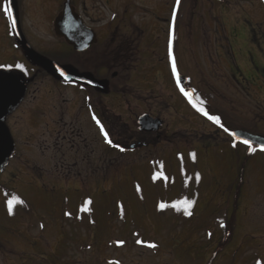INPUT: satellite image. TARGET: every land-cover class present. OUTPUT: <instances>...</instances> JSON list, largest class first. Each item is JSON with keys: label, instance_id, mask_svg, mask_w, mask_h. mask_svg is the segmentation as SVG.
<instances>
[{"label": "flooded vegetation", "instance_id": "1", "mask_svg": "<svg viewBox=\"0 0 264 264\" xmlns=\"http://www.w3.org/2000/svg\"><path fill=\"white\" fill-rule=\"evenodd\" d=\"M3 6L11 9V19ZM175 6L176 0H0V71L17 76L25 88L21 102L3 117L15 149L0 173V206L18 194L23 173L30 181L42 177L55 188L80 190L97 187L100 175L112 174H106L110 165L127 163L125 156L140 158L149 148V157L173 126L170 101L187 112L192 142L195 131L207 130L200 135L202 150L233 143L248 157L261 152H250L196 109L219 115L231 131L264 136V0H181L170 56ZM32 52L72 67L75 75L54 76ZM173 57L183 76L180 87L190 97L176 84ZM244 94L253 111L242 112ZM93 115L125 151L104 141ZM143 118H150L152 130L143 128ZM141 159L134 166L146 167ZM117 165L121 173L125 166ZM134 166H126L128 176Z\"/></svg>", "mask_w": 264, "mask_h": 264}, {"label": "rangeland", "instance_id": "2", "mask_svg": "<svg viewBox=\"0 0 264 264\" xmlns=\"http://www.w3.org/2000/svg\"><path fill=\"white\" fill-rule=\"evenodd\" d=\"M170 103L173 126L158 149L110 165L106 174H112L100 175L97 187L55 188L42 177L19 175L16 190L24 203L14 204L11 214L8 202L0 206V264H264V153L248 157L233 143L202 150L199 139L207 130L195 131L192 142L187 112ZM240 103L242 112L253 111L245 94ZM140 159L146 167L134 166ZM116 165L125 166L121 173ZM185 199L195 202L191 216L179 203Z\"/></svg>", "mask_w": 264, "mask_h": 264}, {"label": "water", "instance_id": "3", "mask_svg": "<svg viewBox=\"0 0 264 264\" xmlns=\"http://www.w3.org/2000/svg\"><path fill=\"white\" fill-rule=\"evenodd\" d=\"M177 14L178 11L176 13V17ZM67 15L68 12L64 17H61V21ZM57 22H60V18L57 20ZM172 35H173V20H172L171 36ZM60 36L65 37L70 44H75V42H73V40L69 35L62 34ZM174 46H175V42L174 39H172L171 52H173ZM32 53L35 55L34 59L40 61V63L43 64L44 68H46L54 76L65 78L75 75V70L72 67L59 66L34 52ZM61 73H63V75H61ZM179 75L180 78L183 77L180 73ZM180 85L182 86V84ZM24 91H25L24 85L17 76L0 71V172L8 164V161L13 155L15 149L12 135L10 133L9 128L3 122V117L6 116L8 113H10L21 102L24 95ZM152 123L153 122L150 120V118L142 119V126L144 129L152 130L154 128L152 127L153 126ZM161 124L162 121L158 120V124L155 125L156 126L155 128L159 129ZM235 132L237 133V137L234 139L238 142L242 143V140L247 139L252 142L253 148L258 150H260L261 145H264V136L254 135L241 130H236Z\"/></svg>", "mask_w": 264, "mask_h": 264}, {"label": "snow or ice", "instance_id": "4", "mask_svg": "<svg viewBox=\"0 0 264 264\" xmlns=\"http://www.w3.org/2000/svg\"><path fill=\"white\" fill-rule=\"evenodd\" d=\"M180 3H181V0H176V6L174 7L173 9V13H172V19H173V35L171 36L170 40H169V55L171 56L172 53H171V43H172V39H174V22H175V18H176V13L178 11V8L180 6ZM3 11L5 13V15L8 17V18H12V11L9 7L7 6H3ZM13 26H15V20H13ZM16 68H20L22 69V66L21 65H16ZM23 70V69H22ZM171 70H172V73L174 76H176V84L178 87H180V81H181V78H180V75L177 71V66H176V62H175V58L173 57L172 58V64H171ZM61 75H63V73H61ZM180 91L185 95V96H191L192 94L188 91L185 90L184 87H180ZM201 103H203V101H201ZM195 107V105H194ZM202 116H204L208 121L212 122L213 124L217 125L219 128H221L225 133H228L230 136H232L233 138H236L237 137V133L235 131H231L228 127H226L223 123H222V120H221V117L219 115H215V114H210L208 110H206V108L204 107H197L196 109ZM92 119L95 121V123L99 126V130H100V133L103 135L104 137V141L110 145V146H113V147H116L119 149V151L123 152L125 151V148L122 147L121 145L119 144H114L112 139L109 138V133L105 130V127L104 125L101 123V121L99 119H97V117L95 115H93ZM242 143L244 145L247 146L248 150L250 152H253L255 151V149L253 148V145H252V142L247 140V139H244L242 140ZM233 147H235L236 145L233 144L232 145ZM260 151L261 152H264V145H261L260 146ZM192 159L195 160L196 159V153H191L190 154ZM196 180L199 182V180L201 179L200 177V174L197 173L196 174ZM139 190V189H138ZM24 201L19 199L18 197L16 196H13L10 200H8V212L9 214L12 213V209H13V205L14 204H23ZM87 203H91V201H87ZM180 204H183L185 207L183 209L184 211V214L185 215H188V216H191V211L190 209L192 208L193 204L195 203L194 201H190V200H183V201H180L179 202ZM167 206L164 205V204H160L159 205V208L161 210L165 209ZM173 208H176L178 211L180 210L178 205L174 204L172 205ZM67 215V213H66ZM118 243H123L122 241L121 242H118ZM137 243H142L141 241H137ZM148 247H151V248H156L157 245L156 244H149L147 245ZM257 264H262V262L258 261Z\"/></svg>", "mask_w": 264, "mask_h": 264}, {"label": "trees", "instance_id": "5", "mask_svg": "<svg viewBox=\"0 0 264 264\" xmlns=\"http://www.w3.org/2000/svg\"><path fill=\"white\" fill-rule=\"evenodd\" d=\"M227 239H228V238H227ZM227 239L223 240V243H222V242H219L220 245H224V244L228 243L230 240L227 242V241H226ZM225 242H226V243H225Z\"/></svg>", "mask_w": 264, "mask_h": 264}]
</instances>
